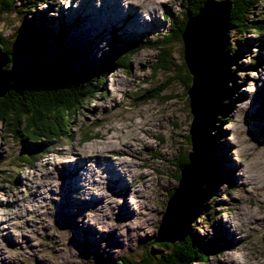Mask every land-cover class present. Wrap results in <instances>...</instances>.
<instances>
[{
	"label": "rangeland",
	"instance_id": "rangeland-1",
	"mask_svg": "<svg viewBox=\"0 0 264 264\" xmlns=\"http://www.w3.org/2000/svg\"><path fill=\"white\" fill-rule=\"evenodd\" d=\"M120 3L114 20L105 0H16L15 12L0 17L5 46L19 53L10 71L29 68L35 57L51 65L59 54L71 55L77 73L127 60L126 68L106 73L100 91L77 108L69 132L55 142L34 145L0 122V264H97L137 260L143 250L168 254L149 240L177 186V162L191 152V114L177 79L187 75L182 42L166 45L169 70L159 67L162 52L154 44L174 32L186 11L181 0ZM255 15L264 18V1ZM138 20L157 23L147 30ZM226 40L242 59L224 79L225 96L205 105L210 117L219 112L225 120L212 127L211 144L197 162L205 206L189 230L212 251L193 264H264V36L226 33ZM259 62L257 70L249 67ZM21 155L34 157V164H23ZM88 159L99 163L97 170L78 165L91 173L78 175L77 164Z\"/></svg>",
	"mask_w": 264,
	"mask_h": 264
},
{
	"label": "trees",
	"instance_id": "trees-1",
	"mask_svg": "<svg viewBox=\"0 0 264 264\" xmlns=\"http://www.w3.org/2000/svg\"><path fill=\"white\" fill-rule=\"evenodd\" d=\"M205 0H181L186 14L183 21L176 23V28L173 33L164 36L162 40L154 44L158 48L161 55L160 68L169 70L170 56L165 50L166 45L172 41L181 42V34L184 30L185 20L187 17H194L202 7ZM232 3V8L229 13V21L227 25V33L234 34L237 38L247 32L257 33L264 36V18L257 20L255 12L261 1L264 0H228ZM16 0H0V17L4 14H13L15 11ZM49 0H32V4L41 5L47 4ZM63 38L62 33L58 32V37ZM36 40L41 43L44 36L41 33L36 35ZM0 44L3 50L12 54L14 59L18 60L19 53L15 50L8 49L5 46L4 40L0 35ZM241 52L234 45H227L225 48L224 65L222 68L221 96L226 94L227 83L224 84V79H229L232 73L238 72L239 63L241 61ZM51 65H43L36 61V57L32 59L30 67L25 70L10 71V64L4 67V70L11 74L9 90L4 98H0V122L8 125L10 132L15 136H20L22 140H27L34 145L40 143H50L57 141L61 137L67 135L69 130L68 125L74 117V113L78 107L93 98L100 90L101 81L105 79V75L109 70L114 68H126L124 57H117L109 61L111 67L87 69L83 72H75L74 59L71 55H56L52 59ZM259 63L250 64V68L257 70ZM187 75H177V79L186 89L191 83V77L183 64L181 66ZM181 68H178V74ZM230 95L236 93L235 88H229ZM163 89L156 93L148 95V99L156 98ZM187 97V96H186ZM146 100V101H147ZM226 109V108H225ZM228 110V109H227ZM225 120V115L221 113L216 114L214 127L218 129L219 124ZM210 138V137H209ZM190 144V140H189ZM211 144L210 139L207 145ZM32 148V147H30ZM31 150V149H30ZM25 149L22 150L24 152ZM28 153L35 155L36 152L28 151ZM207 151V149H206ZM43 152L37 151V154ZM188 153L177 162L176 170L177 182L180 179V171L188 163ZM39 156V154H38ZM30 157V156H29ZM21 162L31 167L35 160L34 157L29 160L27 156L21 155ZM171 191L168 194V199L172 195ZM204 204L201 207L200 214L203 215ZM157 235L149 240L151 244L157 246L159 249H165L168 254L162 255L160 253L154 254L151 251L143 250L142 256L137 260L121 259L122 264H193L203 263L208 259L211 249H208L204 243L190 233L189 227L186 235L181 240L175 242H157ZM178 237V236H177ZM181 237V236H179ZM99 264V263H97Z\"/></svg>",
	"mask_w": 264,
	"mask_h": 264
},
{
	"label": "water",
	"instance_id": "water-1",
	"mask_svg": "<svg viewBox=\"0 0 264 264\" xmlns=\"http://www.w3.org/2000/svg\"><path fill=\"white\" fill-rule=\"evenodd\" d=\"M231 8L232 3L228 0H205L196 16L187 17L185 20L181 42L183 63L191 77V83L185 91L191 114L189 126L191 152L187 155V165L180 171L177 186L167 200L156 234L157 242L172 243L184 238L193 216L201 210L202 187L205 179L201 180L202 174L197 162L206 149L216 118V113L213 118L212 114L210 117V112L205 111V105L209 100V103L214 104V101L217 103L221 91L222 68L227 47L226 33ZM13 59V55L4 51L0 44V98H4L10 88L12 75L6 72L4 67ZM193 171L196 180L190 177ZM190 197H194L192 199L195 204L192 207ZM99 264H122V262L118 260Z\"/></svg>",
	"mask_w": 264,
	"mask_h": 264
},
{
	"label": "bare ground",
	"instance_id": "bare-ground-1",
	"mask_svg": "<svg viewBox=\"0 0 264 264\" xmlns=\"http://www.w3.org/2000/svg\"><path fill=\"white\" fill-rule=\"evenodd\" d=\"M107 3V4H106ZM114 3V4H113ZM113 4V5H112ZM105 5L107 6V7H109L108 9H109V13L111 14V19H116L115 18V16H118V15H120L121 13H118L119 11H122V6H120L121 5V3H120V0H113V2H112V0H105ZM110 8H111V10H110ZM140 10V9H139ZM138 10V13H141L140 11ZM129 11V10H128ZM125 13V15L126 16H128V14L126 13V11L123 9V14ZM133 15L132 16H135V10H133ZM122 14V15H123ZM150 14H155V12L153 11H151L150 12ZM121 15V16H122ZM139 16H141L142 17V19H144V17H143V14H141V15H139ZM107 19V18H106ZM155 21V20H154ZM78 22V21H77ZM138 23L142 26V27H144V29H147V30H150V29H152V28H154L153 26L154 25H156V23H157V21H155V22H153L154 24H153V26H151L150 24H146V22L145 21H143V23L144 24H142L141 23V21H139L138 20ZM148 23H150V22H148ZM104 24V23H103ZM151 26V27H150ZM150 27V28H149ZM216 102V101H215ZM125 136V135H124ZM125 139V138H124ZM128 153V152H127ZM113 154V153H112ZM131 155V154H130ZM101 156V155H100ZM102 157V156H101ZM97 158V157H96ZM78 165H80V168L81 167H86V168H91L92 170H94V171H96L97 170V165H99V163L98 164H93V161L91 160V159H88L87 161H81L79 164H77V172H78V170L80 169V168H78ZM100 165H105L104 164V161L103 162H101L100 163ZM126 165V164H125ZM128 166V165H127ZM108 167V166H107ZM80 169L81 171V173L79 172V173H77L78 175H82V176H84V177H89V175L91 174L90 172H89V170L88 169ZM106 169H108V168H106ZM105 169V170H106ZM112 169V168H111ZM91 170V171H92ZM115 170V169H114ZM118 175V176H117ZM117 175H115V176H117V179L115 180L116 182L117 181H120V180H118V178H121L120 176H122L120 173L119 174H117ZM132 176V175H131ZM123 177V176H122ZM122 179V178H121ZM119 185V184H118ZM117 185V186H118ZM121 187H123V186H121ZM126 189H127V186L125 187ZM197 203V202H196ZM129 211H130V213H129V215H132V213H133V211H131L130 210V208H129ZM96 232V231H95ZM88 235H89V237L91 238V237H94V235H93V232H92V230H89V232H88ZM119 242H121V239H117Z\"/></svg>",
	"mask_w": 264,
	"mask_h": 264
}]
</instances>
